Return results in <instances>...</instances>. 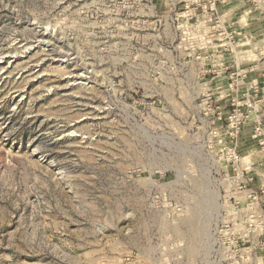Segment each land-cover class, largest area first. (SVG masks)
Listing matches in <instances>:
<instances>
[{"label": "rangeland", "instance_id": "1", "mask_svg": "<svg viewBox=\"0 0 264 264\" xmlns=\"http://www.w3.org/2000/svg\"><path fill=\"white\" fill-rule=\"evenodd\" d=\"M0 264H264V0H0Z\"/></svg>", "mask_w": 264, "mask_h": 264}]
</instances>
